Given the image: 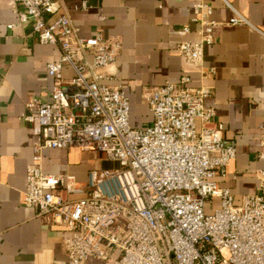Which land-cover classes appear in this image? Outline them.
I'll list each match as a JSON object with an SVG mask.
<instances>
[{
	"label": "built area",
	"instance_id": "1",
	"mask_svg": "<svg viewBox=\"0 0 264 264\" xmlns=\"http://www.w3.org/2000/svg\"><path fill=\"white\" fill-rule=\"evenodd\" d=\"M15 4L21 24L31 25L41 43L61 49L47 65L54 79L52 99L28 103L26 119L39 144L27 170L23 202L53 213L67 227L70 262L264 264V196L247 194L237 203L220 183L237 156V142L226 137L224 122L206 105L211 90L191 86L188 75L150 87L144 96L153 120L135 127L127 92L108 83L106 68L121 43L100 31L83 36L73 22L71 12L88 10V0ZM204 9L211 7L203 0L195 4L196 19ZM200 21V38L179 45L197 66L214 41L216 25ZM230 23L252 25L239 12ZM66 66L74 70L70 78L64 76ZM214 71L204 68L203 77ZM71 146L99 150L119 166L90 170L84 182L70 173H46L43 150Z\"/></svg>",
	"mask_w": 264,
	"mask_h": 264
},
{
	"label": "crops",
	"instance_id": "2",
	"mask_svg": "<svg viewBox=\"0 0 264 264\" xmlns=\"http://www.w3.org/2000/svg\"><path fill=\"white\" fill-rule=\"evenodd\" d=\"M203 1L211 10H202L197 19L194 7L201 0H88V10L71 16L81 35L100 31L121 43L106 71L108 83L130 97L133 126L153 120L144 96L150 87L178 83L188 75L191 86L211 90L205 103L224 122L226 137L237 142L236 158L218 179L240 203L247 194L264 196V0ZM15 7V0H0V264H72L64 244L67 227L53 213L23 202L27 170L39 144L26 119L28 103L52 99L54 79L47 65L61 49L41 43L31 25L19 22ZM236 12L252 25L230 23ZM201 19L216 25L214 41L205 46L202 66H197L179 45L200 38ZM204 68L215 71L203 77ZM73 75L66 66L64 76ZM42 154L46 173L74 174L81 182L90 170L119 166L99 150L78 146L45 148Z\"/></svg>",
	"mask_w": 264,
	"mask_h": 264
},
{
	"label": "rangeland",
	"instance_id": "3",
	"mask_svg": "<svg viewBox=\"0 0 264 264\" xmlns=\"http://www.w3.org/2000/svg\"><path fill=\"white\" fill-rule=\"evenodd\" d=\"M207 212H208V213L211 212V209L209 208V206H208V208H207ZM91 264H103V261L98 260L97 262L95 261V262H92Z\"/></svg>",
	"mask_w": 264,
	"mask_h": 264
}]
</instances>
